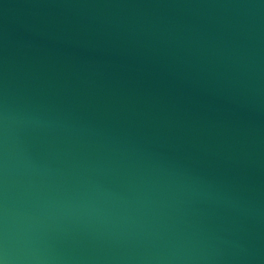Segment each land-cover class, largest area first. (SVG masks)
Listing matches in <instances>:
<instances>
[{"label":"water","instance_id":"95a60500","mask_svg":"<svg viewBox=\"0 0 264 264\" xmlns=\"http://www.w3.org/2000/svg\"><path fill=\"white\" fill-rule=\"evenodd\" d=\"M0 264H264V0H0Z\"/></svg>","mask_w":264,"mask_h":264}]
</instances>
